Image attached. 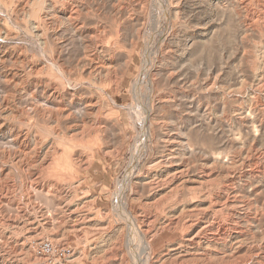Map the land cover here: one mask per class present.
I'll use <instances>...</instances> for the list:
<instances>
[{
    "label": "rangeland",
    "instance_id": "rangeland-1",
    "mask_svg": "<svg viewBox=\"0 0 264 264\" xmlns=\"http://www.w3.org/2000/svg\"><path fill=\"white\" fill-rule=\"evenodd\" d=\"M138 260L264 264V0H0V264Z\"/></svg>",
    "mask_w": 264,
    "mask_h": 264
},
{
    "label": "bare ground",
    "instance_id": "bare-ground-1",
    "mask_svg": "<svg viewBox=\"0 0 264 264\" xmlns=\"http://www.w3.org/2000/svg\"><path fill=\"white\" fill-rule=\"evenodd\" d=\"M169 10V9H168ZM167 10V11H168ZM169 12V11H168ZM159 29V28H158ZM46 31V30H45ZM100 37V36H99ZM45 41V40H44ZM100 44V43H99ZM148 44V43H147ZM146 44V45H147ZM102 45H104V46H107L106 44H104V43H102ZM100 46V45H99ZM101 47V46H100ZM108 47V46H107ZM148 48H149V46H148ZM150 48H152V46H150ZM104 49V48H103ZM103 49H102V51H103ZM99 51V50H98ZM143 52V51H142ZM105 53V52H104ZM150 53V52H149ZM144 54V53H143ZM105 56V55H104ZM144 56V55H143ZM142 56V57H143ZM153 57V56H152ZM148 58H149V55H148ZM145 59V58H144ZM144 61H146V60H144ZM148 61V60H147ZM147 61H146V64H147ZM151 61V60H150ZM92 62V61H91ZM142 63H143V61H142ZM102 64H104V63H102ZM101 64V65H102ZM144 65H145V62L143 63ZM142 64V65H143ZM99 66V64H97V66L95 67L96 68V70H97V67ZM107 67H108V65H107ZM146 67V66H145ZM101 68H103V66H100L99 67V70L101 69ZM149 69V68H148ZM147 71V70H146ZM145 71V72H146ZM141 72V71H140ZM96 73V72H95ZM103 73V72H102ZM106 73V72H105ZM144 73V72H143ZM147 73V72H146ZM150 75V74H149ZM100 76V75H99ZM153 76V75H152ZM141 77V76H140ZM140 77H138V79H140ZM148 77V76H147ZM100 78V77H99ZM153 78V77H152ZM147 79V78H146ZM152 80V79H151ZM145 83V82H144ZM152 83V82H151ZM142 84V83H141ZM140 80H137L134 84H133V93L135 94V95H133V96H136L137 97V95H138V90L140 89ZM148 85V84H147ZM141 90H142V88H141ZM102 91H104V90H102ZM56 92V91H55ZM71 92V91H70ZM142 92V91H141ZM104 94H106L107 96H108V94L106 93V92H104ZM140 96V95H139ZM151 96V95H150ZM139 99V98H138ZM94 100V99H93ZM92 100V101H93ZM149 100V99H148ZM87 102V101H86ZM89 102V101H88ZM90 103H91V101H90ZM136 103V102H135ZM47 104V103H46ZM74 104V103H73ZM81 104H82V102H81ZM93 104V103H92ZM92 104H89V105H87V106H91ZM146 106H147V104H145ZM41 106V105H40ZM72 106V105H71ZM93 106V105H92ZM59 107V106H58ZM69 108H70V106H68ZM96 107V106H95ZM38 108V107H37ZM60 108V107H59ZM62 108V107H61ZM59 109V111L60 110H63V109H68V108H63V109ZM76 108V107H75ZM58 109V108H57ZM79 109H81V108H79ZM34 110V109H33ZM75 110V109H74ZM82 110H83V108H82ZM81 110V111H82ZM87 111H89L88 110V108L86 109ZM132 110V109H131ZM145 110V109H144ZM38 111V110H37ZM42 111V110H41ZM91 111H93V110H91ZM147 111V110H146ZM27 112V111H26ZM64 112V111H63ZM62 112V113H63ZM90 112V111H89ZM132 112H134V111H132ZM136 112V111H135ZM134 112V114L136 115V113ZM34 113H35V111H34ZM52 113H54V112H52ZM69 113V112H68ZM74 113V112H73ZM71 114V113H69L71 116L72 115H74V114ZM64 114H66L67 115V113H64ZM77 114V113H76ZM81 114V113H80ZM147 114V113H146ZM56 115H54V118H56L55 117ZM61 116V115H60ZM63 116H65V115H63ZM79 116V115H78ZM81 117L83 116V114L82 115H80ZM98 117H99V115H97ZM69 117V116H68ZM67 117V118H68ZM75 117V116H74ZM80 117V118H81ZM82 118H84V117H82ZM57 119H59L60 120V117L58 118L57 117ZM66 119V118H65ZM98 119V118H97ZM54 120V119H53ZM56 120V119H55ZM62 120V119H61ZM60 120V121H61ZM99 120V119H98ZM59 121V122H60ZM101 121H103V120H101ZM100 121V122H101ZM100 122H99V124H100ZM78 123V122H77ZM83 123V122H82ZM98 123V122H97ZM61 124V123H60ZM79 124V123H78ZM78 124H76V125H78ZM85 124V123H84ZM99 124L97 125L98 127H100L99 126ZM80 125V124H79ZM101 125H102V123H101ZM71 126V125H70ZM73 126V125H72ZM93 126V125H92ZM96 126V125H95ZM142 126V125H141ZM149 126V125H148ZM75 127V126H74ZM81 127H83V126H81ZM86 127V130L88 129V127L87 126H85ZM70 128V127H69ZM77 128V127H76ZM143 129V128H142ZM83 130V129H82ZM91 130V128L89 129V131ZM99 130V129H98ZM146 130H147V128H146ZM72 132H73V130H71ZM71 131H68V133L69 132H71ZM148 131H149V129H148ZM29 132V131H28ZM67 132V131H66ZM59 133V132H58ZM61 133V132H60ZM81 133V132H80ZM80 133H79V135H80ZM82 133H83V131H82ZM69 134H71V133H69ZM78 134V133H77ZM149 134V133H148ZM21 135V134H20ZM56 135H57V133H56ZM63 136H64V134H62ZM58 136H59V134H58ZM82 136V135H81ZM81 136H79L77 139H80L81 138ZM67 137H70V136H67ZM59 138V137H58ZM61 139H62V137H61ZM50 141V140H49ZM43 142V141H42ZM72 143V142H71ZM79 143V142H78ZM39 145V144H38ZM42 145V144H41ZM52 145V144H51ZM56 145V144H55ZM54 145V146H55ZM81 145V144H80ZM142 145V144H141ZM40 146V145H39ZM59 146V145H58ZM62 146V145H61ZM56 148H58V147H56ZM73 148V147H72ZM78 148H79V146H78ZM136 148V147H135ZM62 149V148H61ZM59 150H60V147H59ZM64 150V149H63ZM62 150V151H63ZM77 150V149H76ZM139 150V149H138ZM137 150V151H138ZM141 150V149H140ZM50 151V150H49ZM62 151H61V154H62ZM48 153V152H47ZM51 153V152H50ZM50 153H48V154H50ZM139 153H140V151H139ZM57 154V153H56ZM174 154V153H173ZM51 155V154H50ZM137 155V154H136ZM141 155V154H140ZM48 156V155H47ZM47 156H45V158L47 157ZM54 156V155H53ZM52 156V157H53ZM51 157V158H52ZM56 157V156H55ZM66 157V156H65ZM134 157V156H133ZM137 157V156H136ZM59 158V157H58ZM60 158H61V156H60ZM141 158V157H140ZM48 159V158H47ZM54 159V158H53ZM44 160V159H43ZM49 160V159H48ZM64 160V159H63ZM66 160V159H65ZM140 160V159H139ZM54 161V160H53ZM53 161H52V163H53ZM137 161H138V159H137ZM47 162V161H46ZM49 162V161H48ZM172 162V161H171ZM66 163V162H65ZM48 165H51V164H49V163H47ZM67 164V163H66ZM175 179V178H174ZM178 179V178H177ZM131 180V179H130ZM191 180V179H190ZM187 181V180H186ZM125 190V189H124ZM122 192H123V190H122ZM120 195V194H119ZM119 197V196H118ZM121 207V211H120V213L122 214V216L121 217H124V219H125V221L124 222H127L128 223V227H129V232H130V235H131V239H133V243L135 244V242L136 241H138L139 239L143 242V250L145 251V252H149V250H150V247H149V245H148V243L147 242H145L144 241V234H142L141 233V231H140V229H139V227H138V224H137V221H135V218L132 216V214H130L128 211H127V208H126V205L124 204L123 206H120ZM119 211V210H118ZM120 216V215H119ZM140 241V242H141ZM142 244V243H141ZM136 245V244H135ZM137 245H140L139 243L137 244ZM136 245V246H137ZM140 247V246H139ZM140 249V248H139ZM132 250V249H131ZM134 250V249H133ZM132 250V251H133ZM136 251V250H135ZM137 252V251H136ZM139 252V251H138ZM137 252V253H138ZM135 255V254H134ZM138 256V255H137ZM140 259V258H139ZM136 261V260H135ZM138 262H139V260H138ZM140 263V262H139ZM139 263H136V264H139ZM141 264V263H140Z\"/></svg>",
    "mask_w": 264,
    "mask_h": 264
},
{
    "label": "built area",
    "instance_id": "built-area-1",
    "mask_svg": "<svg viewBox=\"0 0 264 264\" xmlns=\"http://www.w3.org/2000/svg\"><path fill=\"white\" fill-rule=\"evenodd\" d=\"M51 251H52L51 244L48 243V242H43V245H42L40 253L46 255V254L50 253Z\"/></svg>",
    "mask_w": 264,
    "mask_h": 264
}]
</instances>
